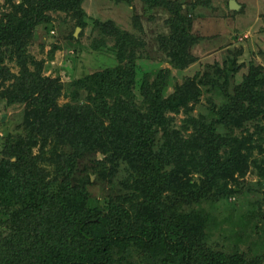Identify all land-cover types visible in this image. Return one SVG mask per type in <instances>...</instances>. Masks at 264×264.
I'll list each match as a JSON object with an SVG mask.
<instances>
[{
    "label": "trees",
    "instance_id": "obj_1",
    "mask_svg": "<svg viewBox=\"0 0 264 264\" xmlns=\"http://www.w3.org/2000/svg\"><path fill=\"white\" fill-rule=\"evenodd\" d=\"M83 1L0 2V102L24 108L20 131L1 149L0 222L8 234L22 229L34 240L39 232L55 231L39 237L35 255L6 238L7 259L0 264H263V258L250 260L237 248L215 251L205 233L213 219L205 205L231 206L233 196L251 197L244 187L250 161L264 187V160L254 152L264 158L261 66L252 67L235 92L219 86L223 103L193 116L200 86L208 81L186 78L170 93L171 70L156 72L154 79L145 72L137 94L138 51L145 45L108 22L101 27L115 40L118 65L74 80V91L65 92L58 79L45 76L43 61L28 47L38 27H52L48 13L69 12ZM141 1L171 11L160 47L184 71L197 41L192 20L177 1ZM85 24L78 26L84 30ZM8 61H16L19 73H12ZM221 71L232 73L228 67ZM61 96L72 102L60 105ZM181 111L191 132L177 130L169 118ZM246 125L257 130L227 138L219 131L244 132ZM93 175L116 191L94 199ZM261 196L251 214L257 211L264 222Z\"/></svg>",
    "mask_w": 264,
    "mask_h": 264
},
{
    "label": "rangeland",
    "instance_id": "obj_2",
    "mask_svg": "<svg viewBox=\"0 0 264 264\" xmlns=\"http://www.w3.org/2000/svg\"><path fill=\"white\" fill-rule=\"evenodd\" d=\"M170 1H177L182 5L183 14L192 20L191 34L197 39L190 50L194 60L184 71L176 70L171 65L165 49L160 47L161 38L170 30L171 11L165 6L150 8L141 0H134L131 4L117 0H84L80 8L74 5V9L69 12L58 10L48 13L52 18V27L37 28L33 43L28 47L29 53L37 61H43L45 76L58 79L64 85L65 92L74 91L71 88L74 80L118 65L119 62L112 53L115 40L101 27L108 22L114 23L120 30L145 45L138 51V57L142 56V60L136 93L145 72H149L151 79H154L156 72L171 70L170 93L174 92L176 84H182L186 78L197 76L198 79L208 81L200 86V102L194 107L193 116L207 115L211 107L223 103L224 96L219 86L235 92V88L243 84L245 77L250 74L252 67L261 66L262 72L259 73H262V76H259V80H264V0H234L240 5L239 10L230 9L232 0ZM0 2L3 4L4 0ZM82 20L86 23L84 30L78 26ZM77 28L81 30L76 37ZM232 60H235L236 66L231 64ZM8 64L12 73H19L20 67L16 61H8ZM225 67L231 69L232 73L221 71ZM71 102L68 96H61L59 100L60 105ZM136 103L138 106L139 102ZM23 109V106H6L5 102H0V158L5 140L9 135L20 131ZM169 118L176 129L187 128L185 131L191 132L188 116L184 112L171 113ZM244 128V132L242 129L235 128L233 131V128L227 127H222L219 131L227 138L241 137L242 134H247L248 130L251 133L257 130L251 125ZM254 152L258 160H264L258 155V149ZM249 164L244 187L245 191L247 188L252 190L250 198L233 196L230 199L232 207L227 205L228 203L215 207L205 205L213 218L209 229L205 231L206 244L215 251L226 253L237 248L250 260L263 258L264 264V222L257 217V211L251 214L253 202L261 199L264 187L261 186L258 170L254 168L252 161ZM195 176L198 178L199 174ZM92 183L90 192L96 200L103 201L113 190L107 183L98 180L96 175L92 176ZM115 183L119 185L118 181ZM113 191H116V187ZM256 209L254 207V210ZM24 227L27 228L26 225ZM21 230L19 233L8 234V229L3 228L0 222L1 260L7 259L4 256L6 238L13 245L25 251L28 248V251L35 255L39 251V237L43 234L50 238L55 232H39L34 240L31 236L21 233ZM22 238L25 242L21 241Z\"/></svg>",
    "mask_w": 264,
    "mask_h": 264
},
{
    "label": "water",
    "instance_id": "obj_3",
    "mask_svg": "<svg viewBox=\"0 0 264 264\" xmlns=\"http://www.w3.org/2000/svg\"><path fill=\"white\" fill-rule=\"evenodd\" d=\"M229 7H230V9H232V10H239V9H240V5H239L236 1H234V0L230 1V5H229ZM80 30H81L80 28H77L76 33H75V36H76V37L78 36V32H79Z\"/></svg>",
    "mask_w": 264,
    "mask_h": 264
}]
</instances>
